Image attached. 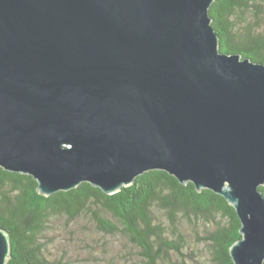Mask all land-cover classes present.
<instances>
[{
	"label": "water",
	"instance_id": "95a60500",
	"mask_svg": "<svg viewBox=\"0 0 264 264\" xmlns=\"http://www.w3.org/2000/svg\"><path fill=\"white\" fill-rule=\"evenodd\" d=\"M213 2L0 0V167L45 196L166 171L222 195L234 264H264V63L220 50Z\"/></svg>",
	"mask_w": 264,
	"mask_h": 264
},
{
	"label": "trees",
	"instance_id": "16d2710c",
	"mask_svg": "<svg viewBox=\"0 0 264 264\" xmlns=\"http://www.w3.org/2000/svg\"><path fill=\"white\" fill-rule=\"evenodd\" d=\"M209 14L222 52L241 53L243 58L264 63V0H214ZM259 188L264 193V185ZM156 202L172 226L158 221ZM88 210L99 230L109 236L123 233L148 264H234L230 248L242 237L236 210L222 195L209 189L198 191L192 182L182 184L163 170L146 172L109 195L84 182L45 196L33 176L0 167V228L6 230L12 246L7 264H66L47 256L41 238L51 215L73 219ZM182 217L212 226L203 238L208 257L184 252L183 233L178 229ZM172 251L181 256L178 262L170 261Z\"/></svg>",
	"mask_w": 264,
	"mask_h": 264
},
{
	"label": "rangeland",
	"instance_id": "374dc122",
	"mask_svg": "<svg viewBox=\"0 0 264 264\" xmlns=\"http://www.w3.org/2000/svg\"><path fill=\"white\" fill-rule=\"evenodd\" d=\"M154 210L159 222L172 226L159 202L155 203ZM105 215L114 220L110 214ZM179 220L178 229L183 233L184 252L194 251L199 258L208 257L203 238L212 226L196 222L194 217H182ZM41 240L50 259H61L66 264H148L140 250L123 233L109 236L99 230L89 210L73 219L66 214L51 215L49 227ZM180 258L174 251L170 253V261L178 262Z\"/></svg>",
	"mask_w": 264,
	"mask_h": 264
}]
</instances>
